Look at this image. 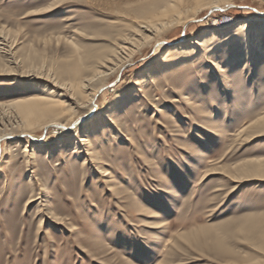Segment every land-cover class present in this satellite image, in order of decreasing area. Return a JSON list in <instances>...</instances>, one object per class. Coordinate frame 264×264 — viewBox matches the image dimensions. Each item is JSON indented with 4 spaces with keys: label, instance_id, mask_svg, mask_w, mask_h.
Wrapping results in <instances>:
<instances>
[{
    "label": "rangeland",
    "instance_id": "rangeland-1",
    "mask_svg": "<svg viewBox=\"0 0 264 264\" xmlns=\"http://www.w3.org/2000/svg\"><path fill=\"white\" fill-rule=\"evenodd\" d=\"M186 1L187 11L194 3ZM161 6L0 0V138L21 135L0 140V264L264 260V177L242 174V166L264 161V47L251 56L240 40L215 52L195 50L175 70L142 82L164 62L167 48L158 41L189 44L212 26L228 33L240 22L250 34L264 31V0L205 6L195 20L156 35L137 27ZM147 36L151 42L131 46ZM125 40L134 50L128 61V50L118 47ZM119 59L126 64L118 67ZM96 90L92 114L102 125L43 129L49 120L83 121ZM47 92L64 103L38 123L10 106ZM88 135L91 143L80 142Z\"/></svg>",
    "mask_w": 264,
    "mask_h": 264
},
{
    "label": "bare ground",
    "instance_id": "bare-ground-1",
    "mask_svg": "<svg viewBox=\"0 0 264 264\" xmlns=\"http://www.w3.org/2000/svg\"><path fill=\"white\" fill-rule=\"evenodd\" d=\"M148 1V0H147ZM153 1V0H152ZM157 1V0H156ZM161 3H162V6L159 8L160 10H158L157 12H155L154 14L152 15H149L147 16L145 19H143L142 21H140L139 23V26H137L138 28L141 27V28H144V30L146 31H149L153 34V32H159L161 30H163L166 26L168 27L169 25H172L173 22L177 21L179 23H183L184 25L187 24L188 22H191L193 20H195V15L196 13L203 7L205 6H208L210 9L212 10H218V9H221L222 7L220 6L223 2L227 3L228 1L230 0H192L193 1V5L191 6H188L192 11L191 13H187V11H189V8L188 10H183L181 8V1L182 0H160ZM186 1V0H185ZM191 1V0H190ZM192 1L190 3H192ZM155 2V1H154ZM188 4H189V0L186 1ZM160 3V2H159ZM185 3V4H187ZM158 4V3H157ZM156 4V5H157ZM232 4V3H230ZM152 5V4H151ZM190 5V4H189ZM185 6V5H184ZM143 5H142V11H143ZM140 8V7H139ZM153 8V7H152ZM185 8V7H184ZM145 9V8H144ZM149 9V5H148V8ZM155 9V8H154ZM194 9V10H193ZM137 10V9H136ZM156 10V9H155ZM222 10V9H221ZM146 13V11H143ZM143 16V15H141ZM137 20V18H136ZM113 23V22H112ZM135 23V22H134ZM126 25V24H125ZM181 25V24H180ZM231 24H228L226 26H223L224 27H228L230 26ZM216 26H212L211 28L215 29V30H212L210 32H206V34H204L202 37L200 38H196L194 39L193 41H191L189 44H178L176 46H172L171 44L165 42V41H158L157 42V45L156 47L161 49V48H167L166 50V53H165V56H164V62L161 66H154L150 69H148L147 71H145V74H143V78H142V82H146L147 80H150V79H155V77L158 75V74H164V73H167L169 71H173L175 70L177 67H179V65H182V63H185V60H186V57H183L187 54H189L190 52L192 51H195L196 52H205V51H214L215 48H218V47H223L225 46L224 43L227 42V43H234V44H239V40L242 41V49H244V53H245V56H251L252 55V51L255 50V48L257 50L260 49V47H264V45L262 43H264V31L262 30L261 32H259V34H250L249 31H248V23L247 22H240L239 24H237L236 26H234V28L230 31V32H221V30L219 28H215ZM140 28V29H141ZM168 30V29H167ZM138 33H139V30H137ZM145 32V31H144ZM153 34V35H156V34ZM123 34V33H122ZM137 34V33H136ZM135 34V35H136ZM140 34V33H139ZM148 34V33H147ZM151 34V36H152ZM159 34V33H158ZM129 35V34H128ZM160 35V34H159ZM2 36V35H1ZM139 36V35H138ZM144 36V35H143ZM3 37V36H2ZM119 37V36H118ZM141 37V36H140ZM150 36H147L146 39H144L143 43L141 44H138L139 42H142V37L141 39L138 38L137 40L139 42H135V44L138 46H135L134 44L131 45V46H134L135 48H138V47H141L143 44L146 45V43L148 42H151L149 38ZM157 37V36H156ZM125 38V37H124ZM135 38V36H134ZM127 39H130V38H127ZM136 39V38H135ZM134 39V40H135ZM155 38L153 37V40ZM2 42V41H1ZM129 42V41H128ZM131 42V41H130ZM125 43H127V41L125 40L123 42L122 45H119L118 46L122 51H124V53H126L125 51L128 50L129 54L128 55V52L126 53L128 55L127 58H125V56L123 57V59L125 58L127 61L129 60L128 58L131 56V54H133V49H130L129 47H127L125 45ZM260 44L259 46L257 45ZM2 44V43H1ZM4 44V43H3ZM117 45V43H115ZM150 44V43H149ZM141 45V46H139ZM171 45V46H170ZM117 48V47H116ZM115 48V49H116ZM112 49V48H110ZM118 49V48H117ZM116 49V50H117ZM114 50V49H112ZM217 50V49H216ZM261 50V49H260ZM263 50V49H262ZM108 51V50H107ZM227 51V50H226ZM225 51V52H226ZM5 52V51H4ZM118 52V51H117ZM121 52V51H120ZM136 52V51H135ZM215 52V51H214ZM213 52V53H214ZM225 52H224V55H225ZM116 52L114 51V54ZM195 53V52H194ZM193 53V54H194ZM105 54V53H103ZM111 54V53H110ZM113 54V55H114ZM204 54V53H203ZM118 55V53H117ZM196 55V54H195ZM191 56V55H190ZM189 56V57H190ZM213 56V55H212ZM103 57H107L106 55L103 56ZM111 57V56H109ZM216 57V56H215ZM214 57V58H215ZM211 58V57H210ZM114 59V58H113ZM112 58L109 59V60H113ZM106 59H104L105 61ZM125 60V61H126ZM99 61V60H98ZM101 61V60H100ZM107 61V60H106ZM105 61V62H106ZM118 61H120V63H117ZM116 63V65L118 67L122 66V64L125 63V61H123L122 59H119ZM131 61V60H130ZM239 61V60H238ZM131 63V62H130ZM158 63V62H157ZM217 70L219 73L223 74L225 72V67L217 60H211L210 62ZM126 64V63H125ZM105 65V64H104ZM156 65H159V64H156ZM1 66V64H0ZM3 66V65H2ZM99 66V65H98ZM108 67V66H107ZM111 67V66H110ZM100 68V67H98ZM104 68V67H102ZM114 68V67H113ZM116 68V67H115ZM123 68V67H122ZM94 69V68H93ZM112 70V68H110ZM99 70V69H98ZM114 70V69H113ZM91 71V70H90ZM103 71V70H102ZM99 70V72H102ZM112 72V71H111ZM103 73H109V72H103ZM102 73V74H103ZM114 73V72H113ZM112 73V74H113ZM227 73V72H226ZM97 75V74H96ZM105 75V74H104ZM224 75V74H223ZM102 77V76H101ZM106 79V78H105ZM90 81H92L91 79L87 80V82L89 83ZM143 82V84H144ZM111 83V82H110ZM138 83H141L138 82ZM137 84V83H136ZM142 84H140L141 86ZM66 86V85H65ZM143 86V85H142ZM67 87V86H66ZM85 84H82V88H85ZM75 91V90H73ZM79 91V90H78ZM57 92V91H56ZM48 94L44 95V96H31V97H28V98H22L20 100H17L15 102H12L10 103V106L13 108V110L15 109V111L18 113V115L20 117L23 118V120L25 122H29L30 123H38L39 121H41L42 117H44L46 114H51V113H57L58 109L61 108V105H63L62 101L58 100V99H54L51 97L52 95V92H47ZM77 93V91H76ZM98 93V90H96L94 93L91 94L92 97H90V101H91V108H90V115L87 116L83 121H75V122H69V123H60L59 122H55L54 120H49V121H46L43 124V129H48L49 127H52V126H57L63 130H65L67 133H71L73 131H77L78 132V126L81 125L80 123L81 122H84V123H88L90 126L91 125H94V124H98V125H102L103 122L102 120H100L99 118L97 119L93 114L94 112V109L96 108V105H95V98H96V95ZM141 93V92H140ZM65 94V93H64ZM99 94V93H98ZM55 95V94H54ZM56 96V95H55ZM62 96V95H61ZM70 96V95H69ZM57 98V97H56ZM83 104V103H82ZM89 104V103H88ZM87 104V105H88ZM8 106V105H7ZM9 106V108H10ZM79 106V105H78ZM66 108V107H64ZM63 108V109H64ZM67 109V108H66ZM13 112V111H12ZM12 112L11 115H12ZM7 113V112H6ZM93 113V114H92ZM76 114V111L74 113V115ZM110 115L108 114L107 117H109ZM14 117V115H13ZM19 117V118H20ZM73 117V116H72ZM111 117V116H110ZM18 118V119H19ZM71 118V117H70ZM16 119V118H15ZM69 119V118H68ZM110 119V118H109ZM65 121V120H64ZM63 121V122H64ZM259 122V121H258ZM257 122V123H258ZM28 124V123H27ZM255 124V123H253ZM260 125L259 126H263L264 127V120L261 121L259 123ZM9 125V124H7ZM11 125V124H10ZM25 125V123H24ZM115 125V124H114ZM257 125V124H255ZM254 125V126H255ZM26 126V125H25ZM28 126V125H27ZM32 126V125H31ZM252 126V125H251ZM13 127V126H12ZM11 127V129H12ZM15 127V126H14ZM250 127V126H249ZM5 128V127H4ZM259 128V127H257ZM6 129V128H5ZM247 129V128H246ZM18 130V129H17ZM23 130V129H22ZM257 130V129H255ZM261 130V129H259ZM263 130V129H262ZM251 131V130H250ZM5 132V131H4ZM16 132V131H15ZM15 132H11V133H8L7 135H2L0 140L9 137V138H14V137H19L20 134H16ZM244 132V131H243ZM263 132V131H262ZM26 133V132H25ZM81 133V132H80ZM77 134V133H76ZM79 134V133H78ZM31 135V134H30ZM21 136V135H20ZM34 136V135H33ZM78 136V135H77ZM88 137V138H87ZM86 138H82L80 139V142L84 141L89 144L91 143L90 142V137L89 135L87 136ZM28 139V138H27ZM30 140V139H29ZM76 144V143H75ZM74 144V145H75ZM75 147V146H74ZM27 148V147H26ZM45 150V149H44ZM50 151V150H49ZM48 155V154H47ZM31 158V157H30ZM264 161H261V160H258L257 161V164L256 165H253L251 167H247L245 166H242V174H248L249 177L251 176L250 174H252L253 176H259V177H264ZM30 163V162H29ZM31 164V163H30ZM33 164V163H32ZM30 166V165H29ZM34 172V171H33ZM243 175V176H244ZM239 176H242V175H239ZM242 176V177H243ZM246 177V176H245ZM252 177V176H251ZM258 177V178H259ZM34 178V177H33ZM235 178V177H234ZM237 179H240V178H237ZM240 180H243V179H240ZM245 180V178H244ZM236 181V180H234ZM239 181V180H238ZM203 230V229H202ZM199 231V230H198ZM188 233V232H187ZM191 233H193V230L191 231ZM197 233V232H196ZM187 235V234H186ZM192 235V234H191ZM211 235V233H210ZM182 237V236H181ZM183 239V237H182ZM263 239V238H262ZM264 240V239H263ZM214 241V240H213ZM208 243V242H207ZM212 246V245H211ZM216 246V245H215ZM221 248V247H219ZM230 251V250H229ZM228 260V259H227ZM259 261V260H257ZM253 264H264V260L261 261L260 263H253Z\"/></svg>",
    "mask_w": 264,
    "mask_h": 264
}]
</instances>
